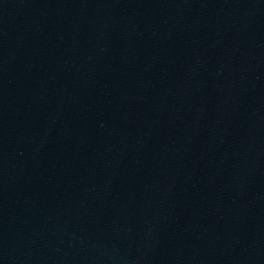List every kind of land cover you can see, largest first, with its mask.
I'll use <instances>...</instances> for the list:
<instances>
[{"label": "water", "instance_id": "1", "mask_svg": "<svg viewBox=\"0 0 264 264\" xmlns=\"http://www.w3.org/2000/svg\"><path fill=\"white\" fill-rule=\"evenodd\" d=\"M0 264H264V0H0Z\"/></svg>", "mask_w": 264, "mask_h": 264}]
</instances>
